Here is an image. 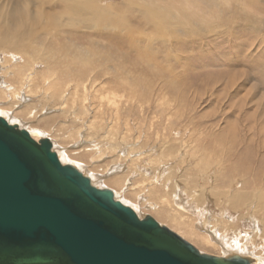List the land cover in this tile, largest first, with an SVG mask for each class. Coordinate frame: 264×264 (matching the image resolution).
<instances>
[{
    "label": "bare ground",
    "instance_id": "1",
    "mask_svg": "<svg viewBox=\"0 0 264 264\" xmlns=\"http://www.w3.org/2000/svg\"><path fill=\"white\" fill-rule=\"evenodd\" d=\"M218 8L235 10L214 19ZM263 13L264 0H0V117L35 141L50 136L62 164L114 189L115 199L143 197L173 228L117 199L139 218L222 248L216 256L264 264L242 249L264 251V156L258 160L253 136L237 124L217 128L193 117L169 55L197 23L219 32ZM150 61L156 67L145 70Z\"/></svg>",
    "mask_w": 264,
    "mask_h": 264
},
{
    "label": "water",
    "instance_id": "2",
    "mask_svg": "<svg viewBox=\"0 0 264 264\" xmlns=\"http://www.w3.org/2000/svg\"><path fill=\"white\" fill-rule=\"evenodd\" d=\"M0 264H250L199 252L139 218L69 164L49 138L0 117Z\"/></svg>",
    "mask_w": 264,
    "mask_h": 264
},
{
    "label": "rangeland",
    "instance_id": "3",
    "mask_svg": "<svg viewBox=\"0 0 264 264\" xmlns=\"http://www.w3.org/2000/svg\"><path fill=\"white\" fill-rule=\"evenodd\" d=\"M221 10L222 9L219 8L216 10L218 16L214 17V19H218L219 16L220 19L224 18V16L227 17L228 14L226 13L234 12L235 8L232 11L229 10L230 12L227 9L223 12L224 14L221 13ZM255 15L256 14H254V16ZM260 16L261 21H253L251 18L244 21V23H252L245 27L239 26L238 23V25L235 26V24L229 20L227 22L228 25H224L225 27L219 26V29L216 30L219 32H210V28H206L202 23H197L199 25H197L195 34L192 35L188 41H185L183 45H180L179 49L175 47L176 50H173L174 52L172 54L169 51V55H175L178 58L177 60V58L174 59L175 57H173L174 60L170 62L172 73L176 75L174 77L175 81H172L175 83L176 87H180V89L184 88V90L186 89L187 95L185 97L188 100L189 106L192 105L191 114L193 117L207 121L217 128L227 126L228 122L237 124L240 129V134L244 136H253L255 141L253 147L255 149V154L257 152V158L262 155L264 156V140H262L264 138V13ZM213 25L216 24L214 23ZM78 38L80 42L87 41V39ZM162 38L161 36V39ZM153 39L157 40L158 38L154 37ZM159 39L157 40L158 42L153 44L155 49L158 47L162 48L161 44L164 42H159ZM168 42L169 41H167V43ZM159 51V64L162 67H167L168 63L165 61V65V63L161 61V57H163L164 54L161 50ZM121 53L127 54V51L124 49ZM133 54L134 53L128 56L133 58ZM152 62L150 61L151 66L145 65L147 68H145V70H151L156 67ZM5 78H8V76ZM2 117L7 119L6 116ZM205 123L206 122L203 124ZM214 130L216 129L214 128ZM49 138L51 137L49 136ZM246 147L243 146L240 149H245ZM235 148L237 149V147ZM250 150H252V148H249L246 152ZM188 154L198 162L196 160L198 159V151L192 150V152H188ZM259 159L260 157L258 160ZM99 174L100 173H97V175ZM222 177L224 179V176ZM217 179L218 177L216 176V180ZM103 180L105 179L103 178ZM113 191L116 195V191L114 189ZM128 194L129 193H124L125 197ZM118 198L140 211L149 212L154 208L153 206L146 205L148 203L143 201L145 200L143 197H137L135 201L132 200V197H126V199H128L127 201L121 199L122 197ZM210 210H212V208ZM150 214L153 215L152 213ZM153 217L165 222L163 224L167 225L169 228H173L167 221H163L155 215H153ZM241 229H246V227H242ZM173 230L176 231V229ZM199 230V235H202L203 232L205 234L207 233L203 228ZM176 232L181 234L183 238L186 237L187 239H185L193 245L195 244L197 248L199 246L198 249L201 252L203 251L213 255H222L224 253V251H222L223 249L219 246V248L216 249H204V247H201L196 241L183 235L181 231L177 230ZM239 241H243L241 236H239ZM245 248L248 249L245 250ZM245 248H242L245 252L253 253L257 255L259 259L260 257L264 259V251L258 250L260 248L256 250L249 249L251 248L249 246Z\"/></svg>",
    "mask_w": 264,
    "mask_h": 264
}]
</instances>
